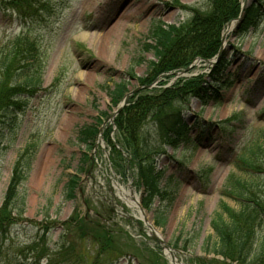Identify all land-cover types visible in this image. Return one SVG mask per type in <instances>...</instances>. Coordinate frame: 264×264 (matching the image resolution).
Wrapping results in <instances>:
<instances>
[{"label":"rangeland","instance_id":"rangeland-1","mask_svg":"<svg viewBox=\"0 0 264 264\" xmlns=\"http://www.w3.org/2000/svg\"><path fill=\"white\" fill-rule=\"evenodd\" d=\"M16 1L23 6L21 12L0 0V49L13 36L27 33L41 52L43 70L40 90L22 100L26 109L11 116L12 132L0 143V204L17 154L28 144L35 149L26 184L25 221L0 239V264H32L42 248L49 258H41L39 264L48 259L49 264H170L146 235L144 223L133 220L135 213L117 197V187L132 191L143 208V189L127 153L117 145L119 156L113 157L118 114L106 121L134 90L150 92L206 75L217 59L213 64L195 60L186 72L159 75L150 85L139 86L148 62L154 60L153 52L142 48L149 43L151 26L178 24L190 17L173 0H47L44 10H39L37 0ZM177 1L206 8L203 0ZM238 1L241 10L259 5V0ZM26 14L33 16L28 19ZM229 23L219 52L228 62L227 80L218 87L217 99L205 104L190 99L182 110L193 143L175 150L165 147L156 158L157 169L163 171V195L153 199L149 209L143 208L180 264L205 258L202 247L213 236L210 221L221 204L238 211L237 202L224 193L231 177L250 183L255 195L264 197V174L247 176L237 167L238 158L258 147L261 154L254 158L264 168V16L254 18V28L244 35L235 33V21ZM7 79L5 75L10 86ZM120 82L126 83V94L113 103L110 90ZM82 128L95 133L91 146L79 141ZM72 176L77 180L75 194L67 200ZM157 216L164 221L161 227L155 224ZM70 219L81 222L85 237L74 228L62 246L60 227ZM257 235L261 237L262 230ZM103 242H110L109 247L98 255Z\"/></svg>","mask_w":264,"mask_h":264},{"label":"trees","instance_id":"trees-1","mask_svg":"<svg viewBox=\"0 0 264 264\" xmlns=\"http://www.w3.org/2000/svg\"><path fill=\"white\" fill-rule=\"evenodd\" d=\"M26 1L23 0V3ZM173 1L190 17L178 24L156 22L151 26L146 37L149 43L143 44L142 48L152 51L154 60L148 62V73L146 78L139 80V86L150 85L159 75L183 71L196 59L204 62L216 58L227 23L240 17L235 33L244 35L254 28V18L264 16L263 0H259V5L253 4L242 10L238 0H203L205 9ZM7 4L19 12L23 10L16 0H8ZM37 6L39 10H44L48 2L37 0ZM32 16L26 14L25 17L31 19ZM33 41L27 33H21L7 40L0 49V143L12 132L11 116L23 112L26 109L23 102L40 90L43 62L41 52L35 48ZM227 65L228 62L220 55L206 75L179 79L169 87L150 92L139 89L128 98L127 105L115 117L117 142L112 146L113 157L117 159L119 156V152L115 151L117 145L127 153L130 164L136 170L137 184L143 189V208L149 209L153 199L162 198L163 195L160 188L163 171L157 169L156 158L163 154L165 147L175 150L193 143L190 140V126L184 121L182 110L190 99L199 100L202 104L217 99L218 87L227 80L224 75ZM5 75L10 86L4 82ZM125 94L124 82L110 90L113 103ZM78 134L81 143L92 145L95 134L92 130L87 132L82 128ZM33 148L28 144L17 154L12 165L0 204V239L11 228L25 221L26 184L35 152ZM259 153L261 150L255 147L247 157L238 158L239 171L245 175L249 172L264 174V168L254 158ZM76 181V176L69 178L65 199L74 198ZM253 189L254 186L246 181L233 177L229 179L224 193L237 202L239 209L236 211L220 205V212L214 214L210 221L213 236H208L202 247L206 259L195 257V264H264V230L261 228L264 227V197L255 195ZM163 222L160 217H155L156 226H163ZM74 228H78L79 237H85V227L81 222L75 219L64 221L59 235L62 246ZM259 230H262L261 237L257 235ZM102 233L106 236L107 232ZM180 240L176 238L174 244H179ZM109 244H98V255L106 252ZM184 244L181 246L183 251L188 249ZM1 247L0 244V254ZM33 256L32 264H39L43 257L49 258L43 248ZM46 264H49V259Z\"/></svg>","mask_w":264,"mask_h":264},{"label":"bare ground","instance_id":"bare-ground-1","mask_svg":"<svg viewBox=\"0 0 264 264\" xmlns=\"http://www.w3.org/2000/svg\"><path fill=\"white\" fill-rule=\"evenodd\" d=\"M229 30H230V27L227 28L226 32H228ZM109 31H112V29ZM116 192H117V197L120 200V202L124 206L128 207L132 212L135 213V215H133V218L137 220H141L144 223V226L146 228V235L153 236L160 240H163L160 232L156 228H154L152 222L150 221L149 215L146 214V212L141 209L139 197L134 192L132 191L127 192L122 187H117ZM164 255L171 262V264H179V261L175 253H174V257H172L173 253L165 249Z\"/></svg>","mask_w":264,"mask_h":264},{"label":"water","instance_id":"water-1","mask_svg":"<svg viewBox=\"0 0 264 264\" xmlns=\"http://www.w3.org/2000/svg\"><path fill=\"white\" fill-rule=\"evenodd\" d=\"M238 21V19L237 20H235V22H237ZM231 24L232 23H228L227 25H226V27L228 28V27H230L231 26ZM224 36H225V33L224 34H222V40L224 39ZM221 51V50H220ZM219 57V53L217 54V58ZM216 60H207L206 61V63H210V64H213L214 62H215ZM192 67V65H190L189 67H187L184 71H181V72H186L187 70H189L190 68ZM181 72H179V73H181ZM179 73H176V74H179ZM175 74V75H176ZM146 89H148V88H150V87H145ZM138 90V89H137ZM136 90H134L133 92H135ZM133 92H131V93H129V94H127L126 96H124V98H123V100H122V102L119 104V106L114 110V112L109 116V118L107 119V121L106 122H108V121H112L113 119H114V117L121 111V109L124 107V106H126V103H127V100H128V97L133 93ZM132 219H134L133 217H131ZM151 240H153L154 242H156L160 247H161V249H162V251H163V253H164V250L165 249H167V250H169V251H171L172 253H173V256L172 257H174V250H172V249H170V247H168L166 244H164L163 242H162V240H160V239H158V238H156V237H153V236H148ZM170 264H171V262H170ZM180 264V263H179Z\"/></svg>","mask_w":264,"mask_h":264}]
</instances>
